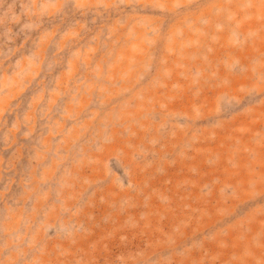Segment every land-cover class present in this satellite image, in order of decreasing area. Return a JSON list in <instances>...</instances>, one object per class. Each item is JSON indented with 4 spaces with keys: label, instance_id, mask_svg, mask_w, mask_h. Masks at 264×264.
I'll return each mask as SVG.
<instances>
[{
    "label": "rangeland",
    "instance_id": "rangeland-1",
    "mask_svg": "<svg viewBox=\"0 0 264 264\" xmlns=\"http://www.w3.org/2000/svg\"><path fill=\"white\" fill-rule=\"evenodd\" d=\"M0 264H264V0H0Z\"/></svg>",
    "mask_w": 264,
    "mask_h": 264
}]
</instances>
